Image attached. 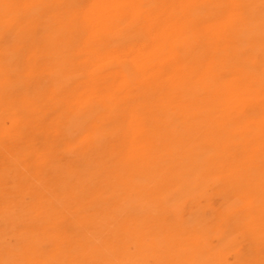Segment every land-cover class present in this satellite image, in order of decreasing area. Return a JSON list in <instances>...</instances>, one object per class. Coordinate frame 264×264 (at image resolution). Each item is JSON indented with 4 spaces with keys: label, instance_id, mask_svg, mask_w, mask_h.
<instances>
[{
    "label": "bare ground",
    "instance_id": "obj_1",
    "mask_svg": "<svg viewBox=\"0 0 264 264\" xmlns=\"http://www.w3.org/2000/svg\"><path fill=\"white\" fill-rule=\"evenodd\" d=\"M0 264H264V0H0Z\"/></svg>",
    "mask_w": 264,
    "mask_h": 264
}]
</instances>
